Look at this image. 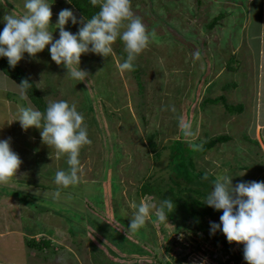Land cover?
I'll return each instance as SVG.
<instances>
[{
    "label": "rangeland",
    "instance_id": "1",
    "mask_svg": "<svg viewBox=\"0 0 264 264\" xmlns=\"http://www.w3.org/2000/svg\"><path fill=\"white\" fill-rule=\"evenodd\" d=\"M52 1L45 0L52 12L48 30L53 41L59 39L55 25L63 9L71 10L78 21L73 24L69 20L65 30L76 34L86 22L68 4ZM136 2L139 4L132 6L137 12L131 9L134 16L141 18L149 34L155 33L133 61L138 71L119 70L127 59L119 40L112 45L114 54L106 58L91 52L81 55L79 68L88 73L83 82L70 78L62 64L51 60L49 45L45 47L48 52L44 49L34 58L25 53L18 62L46 106L49 100H64L75 104L84 116L92 143L80 149L78 184L63 188L54 183L57 170L69 167L67 156L57 159L55 151L42 143L39 129L22 130L15 121L19 109L36 108L20 98L16 84L0 71V140L10 138L12 151L22 161L16 176L0 185V196L11 195L0 198V216L6 208L5 217L23 234L39 233L28 238L30 241L47 239L54 244L59 239L62 246L74 242L87 245L92 251L90 260L97 264H177L181 255L188 256L186 264H221L226 259L218 255L210 239L200 236L190 221L185 223L175 208L172 213L176 217L168 219L169 225L157 223L152 209L143 227L134 232L128 227L136 211L134 203L148 201L159 206L162 195L178 200L180 189L182 197L190 198L187 180L182 175L181 180L176 179L178 171L172 170L173 151L184 152L183 161L177 163H184L187 173L196 176L191 177L195 186L203 187L209 180L212 183H206L213 187L220 175L230 177L233 187L264 181V149L252 143L256 125L264 123V2L239 0L234 7L228 6L227 0ZM214 2L223 11L216 13V18L221 17L209 31L208 22L203 21L215 14ZM24 3L0 0V31L3 16H22ZM199 4L207 8L203 21L193 17ZM225 22L239 28L222 32ZM237 37L240 47L234 53ZM181 117L192 123L193 137L183 136ZM220 136L230 139L206 153L193 149V145ZM148 138L163 149L157 159H153ZM106 177L111 179L106 181ZM146 184L156 187V197L145 194ZM57 190L59 198L53 196ZM18 244L21 256L22 242ZM191 246L198 250L193 252ZM243 247L233 246L235 253L240 249L238 264H246Z\"/></svg>",
    "mask_w": 264,
    "mask_h": 264
},
{
    "label": "clouds",
    "instance_id": "2",
    "mask_svg": "<svg viewBox=\"0 0 264 264\" xmlns=\"http://www.w3.org/2000/svg\"><path fill=\"white\" fill-rule=\"evenodd\" d=\"M90 3L99 5L100 10L83 23L76 34L65 30L69 20L73 24L78 23L73 12L69 9L59 12L55 25L59 29V39L53 41L52 32L48 30L52 16L50 5L45 0H25L22 16L11 13L3 16L0 58H6L9 67L15 68L25 53L34 58L50 45L51 60L58 66L62 64L70 78L83 82L88 73L79 68L81 55L91 52L106 58L114 54L112 45L119 37L127 54L119 70L131 71L133 61L148 46L155 33L149 34L141 18L134 16L131 0H90ZM32 85L27 79L16 84L21 99H27V90ZM171 110L174 112L175 107L172 106ZM15 121L20 123L22 130L39 129L42 143L55 151L57 159L67 156L68 169L55 173L57 186L68 188L79 183V152L92 141L88 138L84 116L77 111L75 104L49 100L43 112L21 107ZM179 129L184 137L195 135L192 123L183 117L179 120ZM200 147L193 145L194 150ZM21 163L18 154L10 147V138L0 140V185L9 183L16 176ZM60 195L59 190L53 193L55 198ZM203 204L222 211L219 224L210 225L211 234L220 231L229 244H243L246 264H264V181L242 182L233 187L230 177L217 176ZM132 207L136 211L130 219L129 231L143 227L152 209H155L157 223L168 224V216L175 205L171 198H167L159 206L142 201Z\"/></svg>",
    "mask_w": 264,
    "mask_h": 264
},
{
    "label": "trees",
    "instance_id": "3",
    "mask_svg": "<svg viewBox=\"0 0 264 264\" xmlns=\"http://www.w3.org/2000/svg\"><path fill=\"white\" fill-rule=\"evenodd\" d=\"M51 2H55L50 0ZM137 0H131V9L133 8V11L137 12L135 6L132 5H138L139 2H136ZM134 2V3H133ZM59 3H65L68 4L78 15L79 17L86 22L87 20L91 19V17L96 14L100 9L99 5L97 6H92L90 3V0H59ZM132 11V12H133ZM172 12V11H171ZM134 14V12H133ZM135 15V14H134ZM119 42L122 43V41L117 38ZM50 48V45H49ZM46 52L48 50L45 48ZM135 71H138V67L135 65L132 68ZM0 71L7 76L10 80H12L14 83L19 84L22 80L27 79L32 85L30 89L27 90V99L29 102L37 109L40 111H45L46 109V103L41 96L40 92L38 91V88L35 86L34 82L29 78V76L23 71V69L17 64L15 68H11L8 65L7 59L6 58H0ZM16 103V102H15ZM228 136H220L216 139H211L206 141L203 145L200 147L201 153H206L207 151H211L217 144L219 143H224L229 141ZM148 142L150 144V150L153 153V159H157L159 156V152H162V147L157 148L154 142L152 141V138H148ZM180 150V149H179ZM179 150L173 151L170 153V158L172 159V170L173 171H178L176 175V179L181 180L180 175H182L183 180H187L186 183L190 186L185 188L189 194L190 198L187 197H182L183 194V189L178 190V194L182 197L178 198V195L175 196L178 198V200H174L173 203L175 205V210H179L183 214V220L186 223L187 221H190L193 225L194 228L197 232H199L200 236H204L206 239H210V243L215 247V250L219 253L221 257H224L226 260L224 263H221V261L218 259V262L221 264H229L231 262H234L235 264L239 263L240 259V249H238V253H235L233 251V246L234 243L229 244L228 241L226 240L225 236L222 234V232L217 231L215 234H211V229L210 225L211 223H217L219 224L220 222V216L222 215L221 211H216L208 206H206L204 203L205 198L211 191V185L207 184L208 181H205V184H203V187L201 186H195L193 185V180L191 177L196 178V176H191L189 173H187V168L184 163H177V161H183L182 159L184 158V152ZM178 166V168H177ZM182 166V167H181ZM181 168V169H180ZM181 172V173H180ZM110 178L107 179L106 181L110 180ZM171 181L173 180V177H170ZM264 180V178H263ZM174 181V180H173ZM204 181V180H203ZM207 182V183H206ZM212 183V181H209ZM156 187H151L146 184L144 186V192L145 194L151 197H156L158 192L157 190L155 191ZM205 191V192H204ZM207 191V192H206ZM169 192L171 190L169 189ZM103 199V197H102ZM164 199H167L166 195H162V201ZM105 200V199H104ZM167 211V210H166ZM115 217V214H113V218ZM176 217L175 213H170L168 216L169 220H174ZM118 223L120 221L115 218ZM210 220L208 223L206 220ZM122 223V222H121ZM120 226V225H119ZM134 232V231H133ZM196 233V232H195ZM194 233V234H195ZM26 245L30 248H45L48 246L49 241L48 240H43L41 242H36V241H30L26 240ZM194 244V243H193ZM193 252L198 250V247H190ZM171 251L172 249L165 248V250ZM166 251V252H167ZM167 252V253H169ZM156 257V256H155ZM155 257L153 258L155 260ZM188 262V256L187 255H181L179 256L177 261L175 263L177 264H184ZM171 262L167 261L163 264H170Z\"/></svg>",
    "mask_w": 264,
    "mask_h": 264
},
{
    "label": "crops",
    "instance_id": "4",
    "mask_svg": "<svg viewBox=\"0 0 264 264\" xmlns=\"http://www.w3.org/2000/svg\"><path fill=\"white\" fill-rule=\"evenodd\" d=\"M228 2V6L230 5L231 7H234L235 2H239V0H227ZM249 2L251 0H248ZM264 2V0H262ZM214 4L216 5V10H215V14L214 15H210L211 19H208V21L204 20L205 19V9H207L205 6L203 7V5L199 4L198 9H196L197 13H195V16L193 17H198L196 20L198 21H203V24H205L206 22H208V30L209 31H213V24L218 23V19L221 16H218L216 18V13H218L220 10L223 11V8L220 9L219 3L214 2ZM203 7V8H202ZM204 10V11H203ZM231 15V12H230ZM192 17V15H191ZM210 20H212L210 22ZM226 24L224 25V27L222 28V32H225L226 30L232 29V32H235V29L237 30L239 28V26H235L233 25V23L231 22H225ZM195 23H192V25ZM199 36H201V33L198 34ZM197 40V39H195ZM236 41H238V43L236 44V48L232 49V52L234 51V53H236L237 49L240 47V38H236ZM227 69V68H226ZM221 71V70H220ZM264 129V123L263 124H257L256 128H255V132H256V139L252 140V143L254 145H258L260 144V146H263L264 149V132L263 135L261 136V131H263ZM263 142V143H262ZM6 190V189H3ZM10 194H3L0 196L1 199H8L11 198ZM1 209V208H0ZM11 210H16L15 208H10ZM9 209V212H10ZM3 212L2 216H0V240H1V244H0V264H97V262L93 261V259L90 257L92 255V251L88 248L87 245H83L80 246V244H76L71 243V246H62L60 245V241H58L59 239H57L56 241L54 240V244L52 242L49 241V244L47 247L45 248H41V249H36V248H30L26 245V240H28V238L34 236L35 233L33 234H23V231H21L20 229H18V227H15L14 224L10 223L11 221L8 220L5 217V214L7 211L6 208H3ZM71 230L69 229V232ZM39 233L35 234L38 235ZM30 235V236H29ZM71 235V234H70ZM13 236H18L21 237L22 239L18 240L16 242V239H13ZM29 236V237H26ZM69 237H74L73 235L69 236ZM26 238V239H25ZM47 240V239H44ZM71 240V239H70ZM22 242V249H21V253L22 255H18L17 254V245H19L18 243ZM42 243V242H41ZM57 246L59 248H57ZM62 246V247H61ZM61 247V248H60ZM63 248V249H62ZM68 254H70L68 256ZM75 257V259L72 261L70 259V256Z\"/></svg>",
    "mask_w": 264,
    "mask_h": 264
},
{
    "label": "built area",
    "instance_id": "5",
    "mask_svg": "<svg viewBox=\"0 0 264 264\" xmlns=\"http://www.w3.org/2000/svg\"><path fill=\"white\" fill-rule=\"evenodd\" d=\"M189 262V261H188ZM184 264H186V263H184ZM203 264H205V262L203 261Z\"/></svg>",
    "mask_w": 264,
    "mask_h": 264
},
{
    "label": "water",
    "instance_id": "6",
    "mask_svg": "<svg viewBox=\"0 0 264 264\" xmlns=\"http://www.w3.org/2000/svg\"><path fill=\"white\" fill-rule=\"evenodd\" d=\"M221 213H222V211H221Z\"/></svg>",
    "mask_w": 264,
    "mask_h": 264
}]
</instances>
